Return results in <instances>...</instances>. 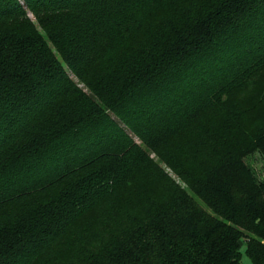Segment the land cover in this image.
<instances>
[{"label": "trees", "instance_id": "16d2710c", "mask_svg": "<svg viewBox=\"0 0 264 264\" xmlns=\"http://www.w3.org/2000/svg\"><path fill=\"white\" fill-rule=\"evenodd\" d=\"M243 253L264 264V0H0V264Z\"/></svg>", "mask_w": 264, "mask_h": 264}, {"label": "rangeland", "instance_id": "374dc122", "mask_svg": "<svg viewBox=\"0 0 264 264\" xmlns=\"http://www.w3.org/2000/svg\"><path fill=\"white\" fill-rule=\"evenodd\" d=\"M252 159L249 160V162L255 167L257 165L260 164V162L258 161V158H255L254 156L250 157ZM244 248V243L242 244L241 250ZM245 258V259H244ZM244 260L247 262V264H251V262L249 261V259L246 257V255L243 253L242 255V262L243 264L245 263Z\"/></svg>", "mask_w": 264, "mask_h": 264}, {"label": "crops", "instance_id": "0c3cea01", "mask_svg": "<svg viewBox=\"0 0 264 264\" xmlns=\"http://www.w3.org/2000/svg\"><path fill=\"white\" fill-rule=\"evenodd\" d=\"M246 257H247V256H246ZM244 259H245V258H244ZM244 262H245L244 264H247V262H246L245 260H244Z\"/></svg>", "mask_w": 264, "mask_h": 264}]
</instances>
